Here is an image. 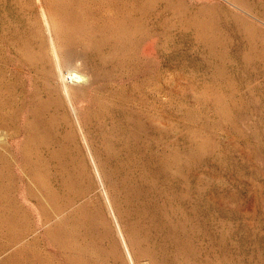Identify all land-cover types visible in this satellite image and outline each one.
<instances>
[{
  "label": "rangeland",
  "instance_id": "rangeland-1",
  "mask_svg": "<svg viewBox=\"0 0 264 264\" xmlns=\"http://www.w3.org/2000/svg\"><path fill=\"white\" fill-rule=\"evenodd\" d=\"M40 2L94 81L140 264H264V0H0V264L123 263L48 79Z\"/></svg>",
  "mask_w": 264,
  "mask_h": 264
},
{
  "label": "bare ground",
  "instance_id": "bare-ground-1",
  "mask_svg": "<svg viewBox=\"0 0 264 264\" xmlns=\"http://www.w3.org/2000/svg\"><path fill=\"white\" fill-rule=\"evenodd\" d=\"M38 1H40V0H38ZM39 8H40V11H41V14H42V18H43V31H44V36H45V39L44 40H46V53H47V57H49V59H50V62H51V65L50 66H52L51 68H50V66L49 65H47L48 67H49V74H48V72H46L48 75H49V77H48V79L50 78L55 84H56V94H57V96L59 97V100L62 102V103H64V105L68 108V112H69V115H70V120H71V118H72V120H73V123H74V129L76 130V135H77V140H78V147L80 148V150H81V157L83 158V162L84 163H86L87 162V164L89 165H87L86 164V167H88V170H89V172H91L90 174H92V178H94L95 179V181H96V183L98 184L97 186L99 187V189H100V194H99V197L98 198H100L101 199V204H103V206H101V205H98V206H100V209H104V215H101V217L103 216V218H101V219H104L105 221H104V223H107V225L109 226V228H110V230H112L115 234H116V240H117V247H118V257H119V259H120V257L123 259V263L122 264H140V260H138L137 259V255H136V253H135V250H134V245H133V241L135 240V238H132V239H134L133 241L131 240V238H130V236L128 235V234H130V233H132V234H134L133 232H130L129 230V233L127 232V234L125 233V226L127 225H125L124 226V224H125V222H123V220H122V216H123V213H125V212H123L124 210H125V208H124V206L122 205V202H123V198L122 199H120V197H122V196H124L125 194L124 193H122V194H124V195H122V196H120L119 195V199L118 198H116L117 196H118V194H117V196L114 194V193H117V191L119 190V187H116V188H118L117 189V191L116 192H114V190H113V188L115 187V185L116 186H118L117 184H118V179L116 178V176H115V172H114V170L112 169V167H111V165H110V162H112L111 160H110V162H109V156H107L108 154H109V152H108V154H106L107 152L106 151H104L105 149H103V153L104 154H102L101 152H100V150L98 149V147L96 146V141H94L95 140V135H93L92 134V127L94 126V125H96L95 123H94V112H93V106H94V103H95V101L93 100L94 99V96H93V90H94V84L92 83V81H93V79H90V77H91V74L90 73H85V72H87L86 71V69H85V72H82V71H84L83 69H81V67L82 66H84L83 64H85V62H83L80 58V56H79V53L76 51V50H74V49H72L71 48V46L68 44V43H66L65 42V40L58 34V31H57V28L54 26V23H53V20H52V18H51V16H50V11L48 10V8L44 5V4H42L41 2H40V4H39ZM58 15V14H57ZM64 20V19H63ZM42 25V24H41ZM41 29V28H40ZM38 30H39V28H38ZM35 33H37V32H35ZM41 34V33H40ZM35 35V34H34ZM37 35V34H36ZM42 39V38H41ZM38 41H40V40H38ZM44 42V41H43ZM42 43V42H41ZM40 44V43H39ZM43 44V43H42ZM38 45V44H37ZM39 47V46H38ZM43 47V46H42ZM147 47V46H146ZM41 48V47H40ZM33 49V48H32ZM31 49V50H32ZM35 49H36V47H35ZM31 50H29L28 52H30ZM35 51H37L38 52V55H39V53L41 52H39L37 49L35 50ZM34 51V52H35ZM43 52V51H42ZM142 52V51H141ZM31 53V56L30 55H28V56H30L31 58L32 57H36L37 55H36V52H35V55H32V51L30 52ZM44 53V52H43ZM41 54V53H40ZM42 55V54H41ZM45 55V54H44ZM144 55V54H143ZM27 56V57H28ZM43 56V55H42ZM40 59V58H42V57H38L37 56V59ZM44 58H46V56H44ZM35 59V58H34ZM47 60V59H46ZM65 60H69V61H74V69H72L71 70V68L70 69H67L66 71H65ZM40 61L42 62V59H40ZM39 61V62H40ZM33 63V62H32ZM36 63H38V61L36 62ZM35 63V64H36ZM34 64V63H33ZM46 64V63H45ZM48 64V63H47ZM42 65V64H41ZM44 65V64H43ZM87 66V65H86ZM44 68V67H43ZM42 68V69H43ZM85 68H87V67H85ZM88 69V68H87ZM82 70V71H81ZM89 70V69H88ZM90 71V70H89ZM95 72V71H94ZM1 73H2V71H1ZM93 73V72H92ZM98 73V72H97ZM82 75V76H85L86 77V81L84 82L83 81V83H80V84H78L77 82V80L76 79H78V78H80L78 75ZM43 75H45V74H43ZM87 75H89L90 77H89V79H88V76ZM93 76H95V75H93ZM44 77V76H43ZM46 77V76H45ZM82 78V77H81ZM47 79V78H46ZM45 79V80H46ZM80 80V79H79ZM81 80H85V79H81ZM92 80V81H91ZM48 82V81H47ZM94 82V81H93ZM48 83H51L50 81L48 82ZM47 84V83H46ZM45 84V85H46ZM72 84H78L76 87H73L72 86ZM101 84V83H100ZM44 85V86H45ZM49 85V84H48ZM97 85L98 84H95V86L97 87ZM47 86V85H46ZM45 86V87H46ZM44 87V88H45ZM47 88L48 89H50L48 86H47ZM46 88V89H47ZM47 89V90H48ZM52 92H53V90H51ZM51 92V93H52ZM46 93V92H45ZM43 94V93H42ZM41 94V95H42ZM49 94H50V92H49ZM49 94H48V96H49ZM15 95V94H14ZM54 95V94H53ZM51 96V95H50ZM49 96V97H50ZM15 97V96H14ZM41 97V96H40ZM40 97H39V99H40ZM47 97V96H46ZM46 97H45V99H46ZM49 97H47L48 99H49ZM57 97V98H58ZM101 97H107L106 95H101ZM6 98V97H5ZM10 98V97H9ZM43 98V97H42ZM42 98L40 99V100H42ZM44 99V98H43ZM44 99V100H45ZM110 99V98H109ZM11 100V99H10ZM19 100V99H18ZM40 100H39V103H40ZM17 101V100H16ZM15 101V102H16ZM5 102V101H4ZM44 102V101H43ZM25 103V102H24ZM17 104H18V102H17ZM51 104V103H50ZM9 105V104H8ZM12 105V104H11ZM14 105V104H13ZM96 106H97V104H96ZM109 106V105H108ZM95 107V106H94ZM99 107H101V106H99ZM110 107H112L111 105H110ZM12 108V107H11ZM19 108V107H18ZM36 108V107H35ZM102 109V108H101ZM110 109V108H109ZM13 110V109H12ZM16 110H17V108H16ZM100 110V109H99ZM111 110V109H110ZM29 111V110H28ZM101 111V110H100ZM103 111V110H102ZM104 112V111H103ZM108 112V111H107ZM111 112V111H110ZM20 113V112H19ZM29 113V112H28ZM33 113V112H32ZM12 114H13V112H12ZM99 114V113H98ZM102 114V113H101ZM141 114V113H140ZM14 115H15V113H14ZM17 115H19V114H17ZM103 115V114H102ZM107 115V114H106ZM11 116V115H10ZM96 116V115H95ZM110 116H112V115H110ZM5 117V116H4ZM97 117V116H96ZM99 117H100V114H99ZM102 117V116H101ZM113 117V116H112ZM142 117V116H141ZM69 118V117H68ZM67 118V119H68ZM145 119V118H144ZM14 121V120H13ZM96 122H98V121H96ZM4 123V122H3ZM2 123V124H3ZM7 123H9V122H7ZM14 125V124H13ZM7 126V125H6ZM138 126V125H137ZM106 127H107V125H106ZM16 128V127H15ZM97 128V127H96ZM111 128V127H110ZM130 128H132V127H130ZM13 129V128H12ZM137 130V129H136ZM98 131H99V129H98ZM133 131L135 132V130L133 129ZM2 132V131H1ZM15 132V131H14ZM99 132H101V131H99ZM110 132V131H109ZM138 132V131H137ZM103 133V132H102ZM12 134V133H11ZM97 134V133H96ZM104 134V133H103ZM134 134V133H133ZM13 135V134H12ZM98 135V134H97ZM10 136V135H9ZM95 136V137H94ZM14 137V136H13ZM107 137V136H106ZM9 138V137H8ZM11 138V137H10ZM101 138V137H100ZM109 138V137H108ZM6 138L4 137L2 140H5ZM13 139V138H12ZM105 139V138H104ZM96 140H99V139H96ZM110 140H111V138H110ZM109 140V141H110ZM104 141V140H103ZM105 141H106V139H105ZM106 142L105 143V145H107L108 143H110V142ZM4 142H6V141H4ZM113 141H111V143H112ZM101 144V143H100ZM114 144V143H113ZM113 144L112 145H110V146H112V149H113ZM97 145H99V144H97ZM58 146V145H57ZM100 146V145H99ZM108 146V145H107ZM34 148H35V146H33ZM53 147V146H52ZM60 147V146H59ZM103 147V146H102ZM159 147V146H158ZM3 148V147H2ZM5 148V147H4ZM74 148V147H73ZM101 148V147H100ZM117 148V147H116ZM115 148V149H116ZM119 148H121V147H119ZM51 150H52V148H51ZM54 150V149H53ZM110 150V149H109ZM118 150H122V149H117V154H118ZM158 150V149H157ZM4 151V150H3ZM2 151V152H3ZM7 151V150H6ZM46 151V150H45ZM119 151V152H120ZM161 151V150H160ZM159 151V152H160ZM122 152V151H121ZM124 152V151H123ZM42 154V153H41ZM41 154H40V156H41ZM114 154V153H113ZM115 154H116V152H115ZM114 154V155H115ZM121 154V153H120ZM119 154V155H120ZM122 154H124V153H122ZM160 154V153H159ZM80 155V154H79ZM109 155H111V154H109ZM44 156V155H43ZM47 156V155H46ZM112 156V155H111ZM118 156V155H117ZM116 156V157H117ZM124 156V155H123ZM127 156V155H126ZM49 157H51V155L49 156ZM53 157V156H52ZM51 157V158H52ZM78 157V156H77ZM113 157V156H112ZM127 157H129V156H127ZM4 158V157H3ZM45 158V157H44ZM49 159V158H48ZM111 159V158H110ZM119 159H120V156H119ZM159 159V158H158ZM52 160V159H51ZM115 160H116V158H115ZM121 160H122V158H121ZM124 160V159H123ZM126 160H127V158H126ZM125 160V161H126ZM81 161V162H82ZM114 161V160H113ZM129 161V160H128ZM40 162V161H39ZM51 162V161H50ZM117 162V161H116ZM158 162H159V160H158ZM19 162H17L16 164H18ZM44 163V162H43ZM53 163V162H52ZM115 163V162H114ZM119 163V162H118ZM123 163V162H122ZM45 164V163H44ZM43 164V165H44ZM54 164V163H53ZM117 164V163H116ZM160 164V163H159ZM83 165V164H82ZM119 165V164H118ZM117 165V166H118ZM124 165H126V164H124ZM53 166V165H52ZM39 166H37V168H38ZM61 167V166H60ZM114 167V166H113ZM122 167V166H121ZM15 168V167H14ZM22 168V167H21ZM119 168V167H118ZM117 168V169H118ZM16 169V168H15ZM35 169V168H34ZM14 171V170H13ZM86 171V170H85ZM122 171V170H121ZM17 172V171H16ZM36 172V171H35ZM34 172V174H36V173H39L38 171L35 173ZM83 172V171H82ZM88 172V171H87ZM118 172H120V170L118 171ZM86 173V172H85ZM85 173H83V174H85ZM117 173V172H116ZM121 173H123V172H121ZM127 173V172H126ZM11 174V173H10ZM82 174V175H83ZM87 174V173H86ZM89 174V175H90ZM119 174V173H118ZM117 174V175H118ZM131 174V173H130ZM126 175V174H125ZM88 176V175H87ZM80 177V176H79ZM120 177V176H119ZM36 178V177H35ZM82 178H83V176H82ZM125 178H127L126 176H125ZM38 179V178H37ZM89 179H90V177H89ZM88 178H87V180H89ZM120 179V178H119ZM81 180H83V179H81ZM84 180H86V179H84ZM86 180V181H87ZM93 180V179H92ZM91 180V181H92ZM37 181V180H36ZM35 181V182H36ZM49 181V180H48ZM12 182V181H11ZM119 182H121V180L119 181ZM125 182V181H124ZM89 183V182H88ZM87 183V184H88ZM93 183V182H92ZM123 183V182H122ZM95 184V183H94ZM11 185H12V183H11ZM81 185H83V184H81ZM90 185V184H89ZM92 186V185H91ZM121 186V185H120ZM12 187V186H11ZM38 187V186H37ZM86 187V186H85ZM83 187V189H85V190H87L86 188L88 187ZM97 187V188H98ZM97 188H96V191H97ZM95 189V188H94ZM123 189V188H122ZM122 189H120V192H122L123 190ZM126 189V188H125ZM124 189V190H125ZM91 190V189H90ZM85 191H83V192H81V193H84ZM89 192V191H88ZM94 193H96V192H94ZM126 193V192H125ZM128 193V192H127ZM84 194H86V193H84ZM97 194V193H96ZM86 196V195H85ZM88 196V195H87ZM91 196V195H90ZM93 196V195H92ZM89 197V196H88ZM97 197V196H96ZM131 198V197H130ZM86 199H88V198H86ZM90 199V198H89ZM129 199V198H128ZM98 200V199H97ZM96 200V201H97ZM124 200H125V197H124ZM127 200V199H126ZM125 200V201H126ZM85 201V200H84ZM89 201V200H88ZM99 201V200H98ZM118 201H119V203H120V205H119V203H118ZM129 201H130V199H129ZM128 202V201H127ZM92 203V202H91ZM91 205V204H90ZM95 205H97V202H96V204ZM94 205V206H95ZM125 205V204H124ZM127 205V204H126ZM125 205V206H126ZM128 205H130V203L128 204ZM93 206V205H92ZM85 207V206H84ZM131 207V206H130ZM89 208V207H88ZM97 208V207H96ZM83 209V208H82ZM81 209V210H82ZM85 209V208H84ZM94 209V208H93ZM98 209V208H97ZM99 209V210H100ZM89 210H91V208L89 209ZM126 210L128 211V208H126ZM125 210V211H126ZM80 211V210H79ZM84 211V210H83ZM83 211H81V212H83ZM88 211V210H87ZM86 211V212H87ZM92 211H94V210H92ZM91 211V212H92ZM131 211V210H130ZM130 211H128V212H130ZM90 212V213H91ZM85 212H83V214H84ZM97 211L95 212V215L97 216ZM101 213V212H100ZM78 213H76V215H77ZM80 214H82V213H80ZM89 214V212H87L86 213V215H88ZM94 214V213H93ZM99 214V213H98ZM102 214V213H101ZM89 215H91V214H89ZM85 216V215H84ZM83 216V217H84ZM128 216V215H127ZM39 217V216H38ZM37 217V218H38ZM76 217V216H75ZM82 217V218H83ZM77 218V217H76ZM76 218H75V220H76ZM81 218V217H80ZM93 218V220H94V217H92ZM96 218V217H95ZM78 219H79V217H78ZM73 220V219H72ZM71 220V221H72ZM74 220V221H75ZM83 220V219H82ZM89 220H91V219H88V222H90ZM77 221V220H76ZM79 221V220H78ZM80 221H81V219H80ZM85 221V220H84ZM100 220H98V217H97V222H99ZM102 221V220H101ZM131 222V221H130ZM48 223V222H47ZM72 223H74L73 221H72ZM85 223V222H84ZM87 223V222H86ZM101 223V222H100ZM132 223V222H131ZM76 224V223H75ZM79 224V223H78ZM77 224V225H78ZM97 224V223H96ZM99 224V223H98ZM102 224H103V222H102ZM128 224H130V223H128ZM134 224V223H133ZM79 225H81V226H83L81 223L79 224ZM87 225V224H86ZM104 225H106V224H104ZM104 225L102 226V227H104ZM132 225V224H131ZM72 226V225H71ZM76 226V225H75ZM80 226V228H82ZM88 226V225H87ZM86 226V227H87ZM90 226V225H89ZM107 226V227H108ZM135 226V225H134ZM133 226V227H134ZM74 227V226H73ZM78 227V226H77ZM91 227V226H90ZM106 227V226H105ZM104 227V228H105ZM84 228H85V226H84ZM73 229V228H72ZM79 229V228H78ZM76 230H77V228H76ZM75 229L73 230V231H76ZM80 230V229H79ZM82 230H84V229H82ZM89 229H87V230H85V231H88ZM105 230V233H106V229H104ZM109 230V229H108ZM110 230H109V232H110ZM132 230H135L134 228L132 229ZM78 231V230H77ZM90 231V230H89ZM82 232V231H81ZM80 232V233H81ZM72 233V232H71ZM75 232H73V234H74ZM78 233V232H77ZM80 233H78V234H80ZM85 233V232H84ZM91 233V232H90ZM105 233H104V235H105ZM113 233V234H114ZM87 234V236L89 235L88 234V232L86 233ZM70 235V234H69ZM76 235V234H75ZM80 235H82V233L80 234ZM92 235V234H91ZM110 235H111V233H110ZM135 235V234H134ZM138 235V234H137ZM142 235H143V233H142ZM93 236H95V235H93ZM93 236H90V237H93ZM115 236V235H114ZM113 236V237H114ZM136 236V235H135ZM139 236H140V234H139ZM70 237H72V236H70ZM80 237V236H79ZM79 237H78V239H79ZM85 237V236H84ZM97 237V236H96ZM105 237V236H104ZM108 237V236H107ZM81 238V237H80ZM86 238L87 237H85V239H84V241L86 240ZM94 238V237H93ZM111 238V237H110ZM73 239H75V237L73 238ZM77 239V238H76ZM75 239V240H76ZM80 240H82V239H80ZM89 240H91V238L90 239H88V242H90ZM106 240V239H105ZM110 240V239H109ZM112 240V239H111ZM116 240H113V242L114 241H116ZM47 241V240H46ZM96 241V240H95ZM94 241V242H95ZM137 241H138V239H137ZM141 241V240H140ZM143 241H144V239H143ZM75 242V241H74ZM93 242V241H92ZM110 242H112V241H110ZM142 242V241H141ZM147 242V241H146ZM71 243H72V241H71ZM80 243V242H79ZM91 243V242H90ZM89 243V244H90ZM99 243V242H98ZM101 243V242H100ZM109 243V242H108ZM115 243V242H114ZM139 243V242H138ZM145 243V242H144ZM87 244V243H86ZM86 244L84 245V246H86ZM96 244V243H95ZM110 244V243H109ZM135 244V243H134ZM75 245V244H74ZM82 245V244H81ZM93 245V244H92ZM100 245V248H101V244H99ZM99 245H98V247H99ZM108 245V244H107ZM111 245V244H110ZM116 245V244H115ZM138 245V244H137ZM136 245V247H138ZM143 245V244H142ZM77 246V245H76ZM83 246V245H82ZM81 246V247H82ZM88 246V245H87ZM86 246V249L88 248ZM94 246H96V245H94ZM140 246V245H139ZM57 247V246H56ZM108 247V246H107ZM59 248V247H58ZM72 248V247H71ZM79 248H80V246H79ZM79 248L77 249V250H79ZM85 248V247H84ZM84 248H83V250H84ZM91 247H89V249H90ZM92 248H94V247H92ZM109 248V247H108ZM115 248V247H114ZM143 248V247H142ZM141 248V249H142ZM146 248V247H145ZM81 249V248H80ZM96 249H98V248H96ZM95 249V250H96ZM109 249H111V247L109 248ZM71 250V249H70ZM88 250V249H87ZM106 250H108V249H106ZM112 250V249H111ZM113 250H115V249H113ZM146 250V252H147V249H145ZM74 251V250H73ZM80 251V250H79ZM82 251V250H81ZM81 251H80V253H81ZM90 251V250H89ZM94 251V250H93ZM19 252V251H18ZM88 251H86V253H87ZM91 252H92V250H91ZM95 252V251H94ZM101 252H102V250H101ZM108 252V251H107ZM141 252V251H140ZM143 252V251H142ZM145 252V251H144ZM79 253V254H80ZM84 253V252H83ZM96 253V252H95ZM95 253L93 254V255H95ZM98 253H100L99 251H98ZM103 253H105L104 251H103ZM111 253V252H110ZM110 253H107L106 255H108V254H110ZM138 253V252H137ZM78 254V253H77ZM89 253H87V255H88ZM97 254V253H96ZM113 255L115 254V252L114 253H112ZM145 254V253H144ZM71 255H72V253H71ZM82 255V254H81ZM84 255V254H83ZM93 255H92V257H93ZM99 255V254H98ZM117 255V254H116ZM78 256V255H77ZM76 256V257H77ZM96 256V255H95ZM145 257H146V254L144 255ZM147 256H148V254H147ZM91 257V258H92ZM101 257H102V255H101ZM144 257V258H145ZM71 258H72V256H71ZM81 258V257H80ZM79 257H78V259H80ZM88 258V257H87ZM97 258V257H96ZM109 257H107V259H108ZM111 258V257H110ZM109 258V259H110ZM115 258V257H114ZM150 258V257H149ZM89 259V258H88ZM88 259H86V260H88ZM92 259H95V258H92ZM92 259H90V260H92ZM98 259H100L99 257H98ZM97 259V260H98ZM112 259V258H111ZM121 259V260H122ZM142 259V258H141ZM151 259V258H150ZM83 261L85 260V259H82ZM82 260H79L80 262L82 261ZM103 261H104V259H102ZM71 261H72V259H71ZM78 261V262H79ZM106 261V260H105ZM108 261V260H107ZM106 261V262H107ZM118 261V260H117ZM140 261V262H139ZM152 261V260H151ZM11 262V261H10ZM73 263L75 262V261H72ZM71 262V263H72ZM79 262V263H80ZM96 262V261H95ZM109 262V261H108ZM111 262H113V259H112V261ZM144 262H146V261H144ZM143 262V263H144ZM150 262V261H149ZM70 263V264H71ZM78 263V264H79ZM84 263H86L87 264V262L86 261H84ZM91 263H93V261L91 262ZM98 263H99V261H98ZM114 263H115V259H114ZM120 263V262H119ZM147 263V262H146ZM145 263V264H146ZM151 263V262H150ZM74 264H77V263H74ZM82 264V263H81ZM89 264H90V262H89ZM96 264V263H95ZM106 264V263H105ZM142 264V263H141Z\"/></svg>",
  "mask_w": 264,
  "mask_h": 264
}]
</instances>
